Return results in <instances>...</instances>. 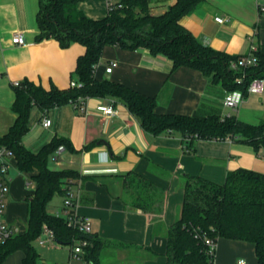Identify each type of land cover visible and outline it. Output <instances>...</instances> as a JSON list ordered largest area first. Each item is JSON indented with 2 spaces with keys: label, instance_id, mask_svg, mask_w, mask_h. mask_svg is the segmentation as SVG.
I'll use <instances>...</instances> for the list:
<instances>
[{
  "label": "crops",
  "instance_id": "1",
  "mask_svg": "<svg viewBox=\"0 0 264 264\" xmlns=\"http://www.w3.org/2000/svg\"><path fill=\"white\" fill-rule=\"evenodd\" d=\"M175 0H149L153 13H162ZM264 0H206L181 23L203 43L229 54H247L252 46L264 50V13L258 5ZM78 7L87 16L104 18L109 10L106 0H80ZM40 0H0V135L6 133L17 114L12 110L16 97L15 82L26 80L49 88H68L75 77L78 58L86 47L73 41L63 47L56 38L37 40L41 29L37 16ZM216 16L227 20L218 22ZM21 32L27 41L12 42ZM113 60L118 66L106 72ZM96 75L123 83L157 99L158 113L193 115L228 111L224 104L226 90L211 82L199 69L181 65L163 53L154 54L147 47L126 49L115 45L103 48ZM109 98L89 97L88 112L79 111L71 102L50 108L31 109L30 130L23 136L24 145L38 151L53 138H63L64 149L49 159L55 169H73L79 173L80 190L76 211L89 216L90 236L103 240L99 264H167L170 227L179 219L189 179L202 176L223 183L228 172L240 168L264 173V148L226 140H195L188 149L179 132L154 135L146 131L139 119L121 101L116 113L105 116L97 111ZM251 124L264 123V92L245 94L235 113ZM51 124L45 126L43 117ZM58 146V147H59ZM151 182L153 195L147 210L135 206L138 196L136 179ZM9 192L5 220L23 233L28 228L30 200L35 192L32 173L21 171L15 157L8 171ZM62 197V199L55 198ZM63 193L53 196L48 210L61 214ZM76 244V243H75ZM75 244L48 242L35 245L39 264H93L85 247L73 255ZM24 251L11 252L2 264H23ZM258 264L252 241L220 237L214 264Z\"/></svg>",
  "mask_w": 264,
  "mask_h": 264
},
{
  "label": "trees",
  "instance_id": "2",
  "mask_svg": "<svg viewBox=\"0 0 264 264\" xmlns=\"http://www.w3.org/2000/svg\"><path fill=\"white\" fill-rule=\"evenodd\" d=\"M79 1L40 0L37 20L41 31L36 39L56 38L63 47L78 41L86 51L78 58L74 71L73 79L80 86L59 88L53 84L46 88L29 80L15 85L16 97L11 108L17 116L9 130L0 135V145L13 151L21 171L32 173L35 192L30 200L27 230L0 241V264L17 249L24 251L23 264H39L35 243L45 228L54 231L59 243L73 245L77 240L87 239L85 250L93 264H99V250L104 244L101 238L69 226L63 215L49 212L48 204L53 196L65 195L69 183L78 182L79 173L49 166V159L64 142L63 138H53L38 151L24 145L23 136L30 130L34 106L46 112L79 97H104L114 103L123 102L143 128L154 135L179 132L190 150L198 139L227 138L248 143L256 150L264 148V123L251 124L236 114L223 118L219 112L158 113L155 96L96 75L106 45L126 49L147 47L154 54L163 53L171 58L174 68L187 65L199 69L211 82L220 84L226 94L233 90L246 94L252 79L264 78V50L254 51L257 57L254 64L234 67L233 63L242 55L215 49L196 37L181 23V18L206 0H175L158 14L151 12L149 0H122V7L100 19L81 11ZM241 75L244 78L238 82ZM135 181L138 196L135 195L133 204L147 210L153 198L149 192L151 182L141 178ZM204 234L215 241L220 237L252 241L258 264H264V173L240 168L228 172L223 183L202 176L186 182L180 217L168 233L167 264H208Z\"/></svg>",
  "mask_w": 264,
  "mask_h": 264
},
{
  "label": "built area",
  "instance_id": "3",
  "mask_svg": "<svg viewBox=\"0 0 264 264\" xmlns=\"http://www.w3.org/2000/svg\"><path fill=\"white\" fill-rule=\"evenodd\" d=\"M107 7L109 11L114 10L117 7H122V0H106ZM259 10L264 13V4L259 7ZM218 22L223 23L227 18L223 16H216L215 18ZM12 42L20 45L27 43L25 36L21 32H17L13 38ZM258 48L252 46L250 51L247 54L242 55L237 62L233 63L234 67L238 66H247L257 62V57L254 54ZM118 61L113 60L106 66V72L111 73L118 66ZM244 78V75L238 76V82H241ZM20 82L16 81L15 85H19ZM71 86H80V83L72 79L70 82ZM248 92L250 93H263L264 92V78L255 77L251 80L248 86ZM89 98V97H88ZM88 98L79 97L76 101L72 102L79 111L87 113L86 100ZM245 94L241 90H233L226 94L224 98V104L228 107V111L222 113V117H229L236 113L238 106L244 100ZM97 111L102 112L105 116H113L116 113V107L113 100H109L104 103L101 102L96 107ZM42 123L45 126L51 124V119L48 116H44ZM231 141H234L233 138H227ZM64 149V146L61 145L56 151V155ZM14 158L13 151L8 148L6 145H0V241H5L11 236L19 233V228L9 225L5 220V210L7 203V195L9 192V180H8V171L11 165V160ZM79 181L74 183L71 181L67 187L66 194L64 197V207L63 215L67 221V224L71 227H74L82 232L90 234L92 232V222L89 216L79 215L76 211L80 190L75 189V185H78ZM38 241L41 244L48 242H57L55 239L54 231L51 228H45L44 232L38 237ZM89 243L87 239H80L76 241V244L73 247V255L75 257L77 254L83 251L84 247ZM203 243L206 246V254L208 255V264H214L217 241H215L208 234L203 235ZM72 264V263H70ZM90 264V263H89ZM239 264H246L245 259L239 260Z\"/></svg>",
  "mask_w": 264,
  "mask_h": 264
},
{
  "label": "rangeland",
  "instance_id": "4",
  "mask_svg": "<svg viewBox=\"0 0 264 264\" xmlns=\"http://www.w3.org/2000/svg\"><path fill=\"white\" fill-rule=\"evenodd\" d=\"M55 198H59V199H62V197H57V196H55ZM52 200H53V198H52ZM51 200V204H50V206H52V204H53V201Z\"/></svg>",
  "mask_w": 264,
  "mask_h": 264
}]
</instances>
